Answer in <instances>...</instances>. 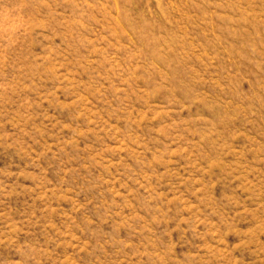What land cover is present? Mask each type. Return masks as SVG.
<instances>
[{
	"label": "rangeland",
	"instance_id": "374dc122",
	"mask_svg": "<svg viewBox=\"0 0 264 264\" xmlns=\"http://www.w3.org/2000/svg\"><path fill=\"white\" fill-rule=\"evenodd\" d=\"M0 264H264V0H0Z\"/></svg>",
	"mask_w": 264,
	"mask_h": 264
}]
</instances>
